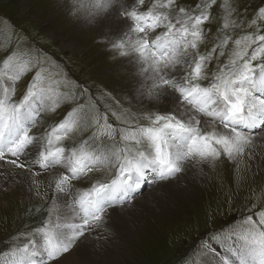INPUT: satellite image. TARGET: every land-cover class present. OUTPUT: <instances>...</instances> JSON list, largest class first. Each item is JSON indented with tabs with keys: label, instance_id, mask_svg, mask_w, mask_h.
Listing matches in <instances>:
<instances>
[{
	"label": "rangeland",
	"instance_id": "374dc122",
	"mask_svg": "<svg viewBox=\"0 0 264 264\" xmlns=\"http://www.w3.org/2000/svg\"><path fill=\"white\" fill-rule=\"evenodd\" d=\"M122 3V10L125 11L135 8L138 13L156 15L161 19L162 16L168 17L169 23L171 20L176 23L175 32L179 37L180 29H191L195 16L206 17L199 26V36L195 38L196 48L188 50L186 57L190 59L191 65L186 70L184 68L188 60L183 55L180 56L182 62L173 68L165 67V61L163 65L157 62L164 78L172 81L170 85L164 86L179 98L176 87L182 82L187 85L184 79L186 76L191 84L211 87L218 82L217 76L242 66L245 59L260 45L257 37L264 35V0H122ZM71 4L72 0H0V72L3 73L0 76V97L4 95L3 89H8L9 103L21 100L27 85L39 73V78L33 82V91L50 90L54 103L53 108L40 112V120L34 125L35 128L33 126L30 129V133H43L51 122L72 112L79 122L72 128V135L63 139L66 146L76 148L86 140L87 149L112 153L104 152L109 154L113 163L91 169L89 176H83L85 180L77 182L78 190L75 182L71 184L78 191L77 195L90 190L94 184L110 180L117 171L118 158H134L142 150L147 155H154L151 141L140 133V129L159 126L154 123L158 114L175 117L178 114L171 113L161 103L153 105L146 100L142 103L132 102L128 94L122 95L114 88L131 80L129 72L122 71L125 62L136 56V61L141 65L138 53L129 52L134 55L124 57L112 46L132 27L130 19L116 17V11L121 9L118 7L112 12L116 23L106 20L96 26L83 19L80 13L70 11ZM119 20L126 22L127 26L120 28L117 24ZM168 26V23L153 26L147 31L146 39L152 40L159 36ZM102 32L103 35L99 34ZM185 38L189 43L193 39L190 32ZM200 57L204 58L201 74L193 78L191 69ZM185 60L186 63L183 62ZM260 62H264V55L258 54L257 61L253 63ZM21 66L26 71L18 79H10ZM130 70L133 74V69ZM60 99L63 103L55 102ZM209 118L206 116L205 120L210 122ZM108 120L117 127L112 126ZM208 125L207 132L217 131L214 125ZM165 130L169 131L168 135H165ZM165 130L163 137L168 143L170 155L180 160L187 148L181 146L184 130ZM201 131L205 130L202 128ZM170 139L182 147L180 156L169 142ZM182 160L181 172L164 181H176L173 179L184 172L187 160L198 161L189 158ZM255 161L251 169L244 156L233 165L225 161L223 154L217 159L198 161L206 167L202 184L193 187L189 195H183L181 191H170L167 185L162 187L171 198L166 210L159 216H146V224L136 231L135 238L122 240L123 251L116 253L119 256L116 262L108 264H201V261L206 263L204 259L210 256L208 253L214 243L223 245L237 239L248 244L244 238L249 227L244 222L245 218L258 209L264 210V170ZM155 166L151 164L150 169L146 170L147 174L155 172ZM4 173L9 180L11 170L7 168ZM28 173L31 175L28 180L29 189L32 193L35 189L38 195L34 200L27 201L26 194L12 191L11 187L7 190L8 199L0 203V253L17 242L23 248L27 241L34 238L38 225L48 220H57L55 212L53 216H38L37 206H34L45 200V192L54 172L48 176L35 172L38 188L37 183H32L33 173ZM155 182L161 185L151 174L143 193H148ZM39 192H42L43 198L39 197ZM57 193L55 186L50 187V202L46 210H43L45 215L52 204L57 206ZM31 206L34 207L29 208ZM114 229L118 231L117 227ZM26 236L30 239L24 241ZM217 237L220 240L215 239ZM85 243L95 245V239ZM222 259L224 256L219 259L220 264L223 263ZM236 259L244 261L245 257L237 255Z\"/></svg>",
	"mask_w": 264,
	"mask_h": 264
},
{
	"label": "snow or ice",
	"instance_id": "6c2138e0",
	"mask_svg": "<svg viewBox=\"0 0 264 264\" xmlns=\"http://www.w3.org/2000/svg\"><path fill=\"white\" fill-rule=\"evenodd\" d=\"M114 4L115 0H72L69 10L80 13L83 19L95 21L101 13L112 11ZM119 9V16L130 19L132 27L112 46L119 50L121 56L135 52L141 59H145L149 41L139 36L134 38L132 33L146 32L140 22L148 14L138 13L135 8L131 11L122 10V0ZM149 18L153 21L152 26L163 22L159 16ZM205 18L204 15L195 16L191 29H180L179 39L172 35V27L169 25L168 32L163 37L157 36L151 41L153 47H168L171 38L174 50L161 57L165 60V67L179 65L182 62L180 56H187L188 50L196 48L195 38L199 36V26ZM189 32L193 38L190 43L185 38ZM257 39L261 42L260 45L245 59L242 66L217 76L218 82L211 87L186 85L183 82L176 87L182 101L199 113L211 117L213 121H218L224 129L223 132L202 133L198 127L201 122L196 120L195 126L190 129L191 139L181 159L192 158L205 162L223 154L226 162L239 163L244 156L249 169L258 158L260 168L264 170V62L253 63L257 61L258 54L264 55V35H259ZM176 49H179V54ZM152 55L155 56L156 52L153 51ZM203 59L200 57L191 69L193 78L200 76ZM24 71L26 68L21 66L18 73L10 79H18ZM2 75L0 72V76ZM38 78L39 73L33 78V82ZM33 82H29L26 93L18 103L10 104L9 90L3 89L4 95L0 97V168L9 167L14 178L32 172V183L35 184L34 169L43 171L60 166L64 174L55 181V188L58 193H68L71 182L98 166L102 162L101 157L86 152L83 148L74 147L68 152L58 146L62 136L57 133L71 131V122L67 118L72 113L66 114L65 121L59 122L52 131L35 136L30 134L29 127L37 123L35 116L41 109L48 107L47 90L33 91ZM160 82L163 85L172 83L163 75ZM154 123L159 126L140 129V133L151 141L154 155L140 152L138 158L121 163L116 178L110 183L94 184L90 190L73 196L71 203L78 205L83 213L79 217L82 223L44 222L37 226L34 238L27 241L22 249L0 255V264H101L99 259L93 257H98L99 251L106 250L115 224V219L113 224H107L105 217L122 218L124 206L132 205L136 196L141 194L143 185L149 183L146 170L150 169L151 164L159 166L158 175L153 173L161 181L170 179L182 170L177 160L170 155L163 132L165 129L187 130L184 123L175 116L166 114L156 115ZM30 156L33 158L29 159ZM117 208L119 212L115 211ZM244 222L249 225L244 238L249 244L250 264H264V210L258 209L256 213H250ZM97 229L100 231H96ZM91 239L96 240L93 250L82 248ZM215 239L220 240L218 237ZM223 264L228 262L224 261ZM241 264L248 262L241 261Z\"/></svg>",
	"mask_w": 264,
	"mask_h": 264
},
{
	"label": "bare ground",
	"instance_id": "6f19581e",
	"mask_svg": "<svg viewBox=\"0 0 264 264\" xmlns=\"http://www.w3.org/2000/svg\"><path fill=\"white\" fill-rule=\"evenodd\" d=\"M112 12L113 10L107 13H101V15L98 16L95 19V21L88 20V22L96 26L100 25L101 23H103V21H106V20L112 23H116V20L112 17ZM115 15L118 18L119 16L118 10L116 11ZM117 24L120 28H124L127 26L126 22L122 20L117 21ZM99 34L103 35L104 33L102 32ZM132 36L134 38L137 36L141 38H147L145 33H132ZM174 47L175 46L172 45V51L174 50ZM176 50L179 52V49H176ZM172 51H170L169 54H171ZM135 57H132L130 60H128L127 63L125 62L126 66L123 67L122 69V71L124 72H129L130 74L129 77L131 80L124 81V83H120L116 85L117 87L115 86L114 88H116L117 91L122 95L126 96V94H128L132 102L137 101V102L142 103V102H145L146 100L150 104H153V105L161 103L163 106H166L170 110L171 113L178 114V116L176 117H179L181 118L182 121H184V125L187 129L186 133L190 132V129L195 126L196 120L198 119L201 122L199 125L201 126V129L203 128V131L204 130L207 131V124L208 123L210 124V122H207V120H205L203 116H200L199 112H195L194 109H192L190 106L185 104L178 96H175L163 84H161L160 82L161 75L164 76V73L160 70V67L157 64V61L151 59L150 56L147 55V52H146V58L141 59V65H139ZM160 64L161 63H159V65ZM38 66L40 67L41 64H38ZM130 68L133 69L134 75L131 73ZM168 134H169V131L165 130V135H168ZM169 142L174 146L175 151L178 154H180V152L182 151V147L177 145L172 139H170ZM189 159H192V158H189ZM183 161L184 160L182 159L177 160L180 166L182 165ZM229 163H230L229 165L235 164V162H231V161H229ZM255 164H259V160H256ZM155 167H156L155 172L158 175V172H157L158 165H156ZM7 168L11 170L9 167L0 168V203L6 202V198L9 196L7 195V190L9 189V187H11L10 189L12 191L17 190L20 193L26 194L28 196L27 201H29L30 199L34 200V198L37 197L38 192H36V190L33 189L32 191H34V193H32L31 190L29 189L28 180L31 179L30 177L31 175H29V173L28 174L25 173L23 176L17 175L14 178L12 170H11L10 178L8 180V178L5 177L6 175L4 173V171ZM183 169H184V172L179 177L177 176L175 179H173V180H176L173 183L170 181L163 182L161 180H158V182H160L161 185L155 182V185L152 186L148 190V193L146 194L143 193V188H142L141 194L136 196V199L133 202V204L132 205L126 204L124 206L125 211L122 214V218L116 219L114 216H112L111 218L109 216H106L105 222L107 224H110V225L113 224V219H115V224L113 225V235L110 237V242L107 244L106 250L99 251V256L93 257V258L99 259L101 264H108L111 262H116V260L119 257L118 255H116V253L123 251L124 243L122 242V240L124 238L134 237V235L136 234V231L146 224V216H149V215L151 216V214L158 215L161 212H164L166 210L167 202L171 198L162 190V187H165L167 185L166 188H169L170 191H173V190L181 191L180 193H183V195L184 194L189 195L192 192L193 187L200 186L202 182L205 180L206 167L202 166L200 163H198V161L187 160L185 162ZM89 172L90 171H87L85 174H88ZM15 181L16 182L19 181V182L15 183ZM36 187L38 188V183L36 184ZM39 193H40L39 197L43 198L42 192H39ZM66 196L71 197V195L68 193H62L59 195V201L56 202L57 207H56L55 215L60 211L61 207L63 208L69 207L68 199L66 198ZM41 204L42 202L36 203V206H39ZM37 209L38 211L39 210L45 211L46 206L42 208H37ZM115 211L119 212V209L117 208ZM115 227H117L118 231L114 229ZM96 231H100V230L97 229ZM116 237L117 239L115 240L114 238ZM117 240L119 241L116 242ZM242 242L243 241L241 240L235 239L223 245H219V244L214 245L215 243L212 244L210 248V252L208 253L210 256L207 257V259H204L206 263H203L201 261V264H220L219 259L221 258V256H224V259H222L223 262L227 261L228 264H232V262L229 261V258L233 256L232 255L233 253L235 254V256L243 255L244 257H245V254L248 253L249 244L245 242L242 243ZM94 244H96V240ZM92 246L93 245L85 243L84 245H82V248H86L87 250L92 251L93 250ZM213 249L215 250L214 253H212ZM224 250L228 252H225ZM226 253H229V255L231 256L229 257V255H226ZM100 254H103V256H101Z\"/></svg>",
	"mask_w": 264,
	"mask_h": 264
},
{
	"label": "clouds",
	"instance_id": "9594fccd",
	"mask_svg": "<svg viewBox=\"0 0 264 264\" xmlns=\"http://www.w3.org/2000/svg\"><path fill=\"white\" fill-rule=\"evenodd\" d=\"M119 3H120V0H115V4H114L113 10H115V8L119 7Z\"/></svg>",
	"mask_w": 264,
	"mask_h": 264
}]
</instances>
